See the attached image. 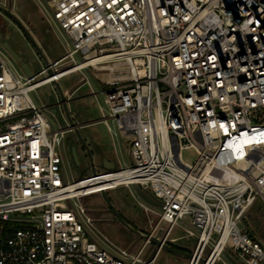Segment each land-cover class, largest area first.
<instances>
[{
  "label": "built area",
  "instance_id": "2783aa9c",
  "mask_svg": "<svg viewBox=\"0 0 264 264\" xmlns=\"http://www.w3.org/2000/svg\"><path fill=\"white\" fill-rule=\"evenodd\" d=\"M46 1L74 45L52 62L61 71L29 78L0 45V264H156L162 246L109 252L81 223L75 205L87 194L74 185L110 175L120 176L109 190L139 185L160 202L150 234L162 229L167 243L189 221L188 264H228V249L264 264L245 222L264 200V0ZM90 56L109 57L101 69L125 67L106 82L110 115L94 122L132 136V164L68 182L61 148L71 129H53L30 93L90 67L80 68Z\"/></svg>",
  "mask_w": 264,
  "mask_h": 264
},
{
  "label": "rangeland",
  "instance_id": "374dc122",
  "mask_svg": "<svg viewBox=\"0 0 264 264\" xmlns=\"http://www.w3.org/2000/svg\"><path fill=\"white\" fill-rule=\"evenodd\" d=\"M1 4L8 3V0H0ZM13 11L29 27L48 58L53 62L68 54L73 50L74 45L70 36L54 20L52 9L46 0H13ZM10 32V43L14 47H21L24 50V58L35 64V72L42 69L35 50L29 41L24 38L18 28L8 22ZM77 61L82 62L79 54L76 55ZM10 60V59H8ZM17 72H21L15 62H11ZM115 65V72L108 69H101V66L87 67L83 71L79 70L63 77L60 84L63 90L69 94V108L77 122H89L88 125L81 127L80 131L94 155L95 165L99 173H107L126 168L132 164L130 158V142L132 136L125 135L119 130L116 124L109 120L112 130L108 129L105 122H94L104 116L110 115V108L106 102L105 89L109 86L106 83L114 76L125 75V67L119 62H105L103 66ZM66 67H69L67 65ZM100 76L98 80L96 76ZM86 79V81H84ZM32 99L39 105L51 106L57 104L58 96L54 92L53 85L47 84L30 93ZM56 113H52L50 108L44 110V114L49 120L53 129L67 127V123L56 105ZM94 122V123H92ZM114 131L116 134H114ZM70 143L77 148L78 160H70L66 156L67 149L61 148L64 158V175L68 182L82 180L92 175L89 159L84 148L77 140L75 134H67ZM184 161L194 164L198 160V153L194 148H187L182 151ZM110 160L114 164V169L105 167V161ZM111 201L119 212L136 224L143 231L148 232L150 224L159 220L162 212L160 202L155 199L152 193L143 189L139 185L120 186L108 192ZM75 211L79 215L81 223L89 230L96 242L110 252L115 246L127 248L131 253H137L145 244V240L129 232L122 224L115 220L112 211L107 207L102 196L91 194L76 201ZM86 209L84 214L80 208ZM145 206L152 210L148 213ZM87 216L94 222H88ZM246 224L253 230L257 238L264 244V200L259 198L254 206L248 211ZM188 245H194V241L185 239L180 241ZM157 246L149 244L146 246L145 255L155 252ZM230 250H226L222 258L229 264H244L236 257L230 255ZM189 258L177 256L169 250L164 249L159 254L156 264H188Z\"/></svg>",
  "mask_w": 264,
  "mask_h": 264
},
{
  "label": "water",
  "instance_id": "95a60500",
  "mask_svg": "<svg viewBox=\"0 0 264 264\" xmlns=\"http://www.w3.org/2000/svg\"><path fill=\"white\" fill-rule=\"evenodd\" d=\"M0 13L4 16H6L10 21L14 22L17 27L23 32L27 40L30 42L31 46L35 50V54L42 65V69L39 72H35V64L30 60L23 59L20 54L15 52L7 42H2L0 39V45L1 47L9 54V56L12 58V60L16 63L19 70L27 77L33 78L36 77L37 79H41L44 76L53 77L57 74V72L60 70H55L52 67V61L48 58L47 54L43 50L42 46L39 44L29 27L25 24V22L13 11V0H8V3L6 5H3L0 3ZM86 81V79H84ZM54 92L58 96V102L57 104L49 106L52 109V113H56V105L60 107V110L64 116V119L67 123V127L72 130V132L75 134L77 140L81 144V146L84 148L86 155L89 159L92 176H97L98 171L95 165L94 155L91 147L85 140V138L82 136L80 128L82 124H79L70 108V98L69 94L66 93L59 80H53L52 82ZM74 158L75 160H78L77 154L74 151ZM105 167L108 169H114V164L107 165L105 161ZM109 191L102 190L99 194L102 196L103 200L105 201L107 207L112 211L114 218L116 221H118L120 224H122L129 232L136 235L139 238L144 239L146 242L148 241L150 244H153L157 247H163V249L169 250L174 253L184 254L189 259L192 257V254H186L184 252H181L179 250L174 249L171 247L168 243L164 242V240L161 238V235L163 233L162 229H159L158 232L155 235L150 234L149 232H143L139 229H137L135 226H133L131 223H129L119 212V210L116 208L114 203L111 201L109 194ZM207 263V258L203 259V264Z\"/></svg>",
  "mask_w": 264,
  "mask_h": 264
},
{
  "label": "crops",
  "instance_id": "0c3cea01",
  "mask_svg": "<svg viewBox=\"0 0 264 264\" xmlns=\"http://www.w3.org/2000/svg\"><path fill=\"white\" fill-rule=\"evenodd\" d=\"M83 69H85V68H83ZM83 69H82L81 71H83ZM20 73H21V72H20ZM95 76H96V78H97L98 80H101V77H100V76H97V75H95ZM35 103H36V102H35ZM36 104H37V103H36ZM37 105H38V104H37ZM38 106H39V105H38ZM44 106H45L47 109L50 108L48 105H45V104H43V105L40 106V107H44ZM50 110H51V108H50ZM51 111H52V110H51ZM99 120H100V119H99ZM78 123H79V124H82L81 127H84V126L88 125L89 122H85V123L78 122ZM130 158H131V154H130ZM131 161H132V158H131ZM106 163H107V165H112V164H113L110 160H107ZM145 209L147 210L148 213H151V212H152V210H151L150 208L146 207V206H145ZM127 220H128L129 223H131V224H132L133 226H135L137 229L143 231V229H140V227H138L136 224L132 223V221H129V219H127ZM151 229H152V224H150V229L148 230V232H150ZM187 230L193 232L194 235H192V236H187ZM143 232H145V231H143ZM183 239H185V240H187V241H189V242L194 241V245L191 246V245H188V244H185V243H181L180 241L183 240ZM167 243H168L171 247H173L174 249H176V250H179V251L184 252V253H186V254H191V252L195 249V247H196V243H197V239H196V231H195V229L190 225L189 221L185 220V221L183 222V224H180L179 226H176V227H175V229H174V231H173V234L171 235V239L168 240ZM144 245H146V242H145ZM144 245H143V246H144ZM147 245H149V244H147ZM147 245H146V246H147ZM116 248H121V247H119V246H115L114 248L110 249V251L113 252L114 250H116ZM126 249H127V248H126ZM163 250H164V249H163ZM163 250H162V251H163ZM228 250H230V249H228ZM162 251L160 252V254L162 253ZM170 252H171V251H170ZM229 252H230V255H231L232 257H236L238 260H240L234 251L230 250ZM150 253H151V252L147 253L146 255L148 256ZM172 253H174V252H172ZM174 254L177 255V256L184 257V258H188V257H186L184 254H179V253H174ZM189 260H190V259H189ZM225 261L228 263L227 260H225ZM240 261H241V260H240ZM188 262H189V261H188ZM188 262H187V263H188ZM241 262H242V261H241ZM242 263H243V262H242ZM228 264H229V263H228Z\"/></svg>",
  "mask_w": 264,
  "mask_h": 264
},
{
  "label": "bare ground",
  "instance_id": "6f19581e",
  "mask_svg": "<svg viewBox=\"0 0 264 264\" xmlns=\"http://www.w3.org/2000/svg\"><path fill=\"white\" fill-rule=\"evenodd\" d=\"M108 58H109L108 56H100V57L90 56L85 62L81 63L80 68L85 66L95 67L98 64V62L102 60H106ZM72 71H75V69ZM118 176L120 175H110V177H101L99 179H94L95 181L93 182L85 181L84 183H78L77 185H74L75 189H77L76 191H74V193H76L77 195H81V194L91 195L97 192L98 190L110 191L109 189L113 188L115 186V183L118 182V181H111L113 180L112 178H118Z\"/></svg>",
  "mask_w": 264,
  "mask_h": 264
},
{
  "label": "flooded vegetation",
  "instance_id": "af4514ba",
  "mask_svg": "<svg viewBox=\"0 0 264 264\" xmlns=\"http://www.w3.org/2000/svg\"><path fill=\"white\" fill-rule=\"evenodd\" d=\"M7 4V3H6ZM8 22H12L10 21L6 16L2 15L0 13V39L2 40V42H7L9 44V46L15 51L17 52L18 54H20V56L24 58V50L21 48V47H14L11 43H10V32H9V23ZM13 25H15L17 27V25L12 22ZM18 28V27H17ZM18 30L20 31V33L25 37V35L23 34V32L18 28ZM27 39V38H26ZM30 43V42H29ZM31 45V44H30ZM33 48V47H32ZM34 49V48H33ZM27 60V59H25ZM52 110V109H51ZM72 132L71 131H68L66 133V136H65V139H64V146L65 148L67 149V152H66V155L68 157V159L70 160H75L74 158V151L76 152L77 154V148L74 144L70 143V140L67 136L68 133Z\"/></svg>",
  "mask_w": 264,
  "mask_h": 264
},
{
  "label": "trees",
  "instance_id": "16d2710c",
  "mask_svg": "<svg viewBox=\"0 0 264 264\" xmlns=\"http://www.w3.org/2000/svg\"><path fill=\"white\" fill-rule=\"evenodd\" d=\"M122 215V214H121ZM123 216V215H122ZM125 218V217H124ZM126 219V218H125ZM127 220V219H126ZM128 221V220H127Z\"/></svg>",
  "mask_w": 264,
  "mask_h": 264
}]
</instances>
